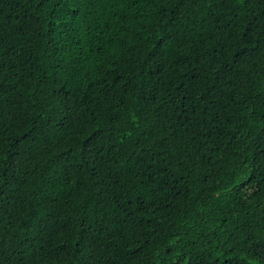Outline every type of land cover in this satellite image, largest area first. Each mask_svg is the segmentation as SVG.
<instances>
[{"label": "trees", "instance_id": "1", "mask_svg": "<svg viewBox=\"0 0 264 264\" xmlns=\"http://www.w3.org/2000/svg\"><path fill=\"white\" fill-rule=\"evenodd\" d=\"M0 264H264V0H0Z\"/></svg>", "mask_w": 264, "mask_h": 264}]
</instances>
